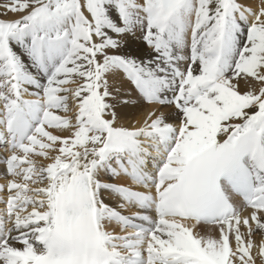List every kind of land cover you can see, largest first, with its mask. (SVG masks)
Returning a JSON list of instances; mask_svg holds the SVG:
<instances>
[{"label":"snow or ice","instance_id":"1","mask_svg":"<svg viewBox=\"0 0 264 264\" xmlns=\"http://www.w3.org/2000/svg\"><path fill=\"white\" fill-rule=\"evenodd\" d=\"M7 10L22 15L0 19V144L10 152L0 264H264L254 239L264 234V6L15 0ZM137 33L146 60L120 53ZM117 80L179 122L154 111L143 127L120 124L116 105L131 98L118 99ZM70 100L74 121L57 114ZM59 128L71 134L49 130ZM107 222L135 231L116 235ZM191 222L218 226L219 237Z\"/></svg>","mask_w":264,"mask_h":264},{"label":"bare ground","instance_id":"2","mask_svg":"<svg viewBox=\"0 0 264 264\" xmlns=\"http://www.w3.org/2000/svg\"><path fill=\"white\" fill-rule=\"evenodd\" d=\"M2 0H0V12L3 11L6 17L5 20H15L18 19L22 13H13L8 14L7 9L8 7H5L1 3ZM239 3L244 5L245 7H250L253 9H258L261 6H264V0H239ZM251 19V17H250ZM139 34V33H138ZM138 37V36H137ZM131 38V37H125L121 40L122 47L120 49V53L124 55H132L135 56L137 59H148L151 56V50L148 48V46L143 42L142 39L137 38ZM187 53V50H185V54ZM114 84L113 91L119 90L118 99L123 98H131V102L129 106L125 107L117 103V108L119 110V123L123 124L125 126H129L132 128H139L145 126L146 122H150V119L152 118L151 114L155 111L157 114H163L165 117L168 118L169 122L176 124L179 121L175 119L177 113L174 108L172 107H161L157 104H150L145 103L142 101H137L135 99V93L132 91V88L128 86L126 83H120L119 80L113 81ZM257 87L260 85L257 83ZM68 87H75V85L69 84ZM241 90H246L245 86L243 85V82H241ZM35 90L31 87L29 88V92H34ZM28 99H35L36 97L34 95H28L26 96ZM69 108L71 109L69 112L65 113L63 110H60L57 114L59 115H66L70 118L75 119V112L77 109H75L73 102L69 101ZM50 131H53L54 134L61 135L63 137L69 136L71 133L69 130L59 128V129H49ZM59 145H56V148H58ZM50 155H56L57 152L54 150H49ZM10 154L9 148L3 144H0V184H6L8 177L6 174V165L4 163V159L6 156ZM38 163L47 164L50 162V160L43 158V157H37ZM149 167L151 168L152 165L150 164ZM104 180L108 179V175L105 173L102 177ZM118 183L129 185L133 187L136 190L139 191H148V189H145L141 185H137L134 181H132L130 178L123 177L117 180ZM5 193H0V198L4 197ZM230 196L232 199V203L234 206L238 209L240 212L241 217H245L249 214L250 209L245 205V202L243 201V198L235 193L230 192ZM103 198L105 199L106 203H109L112 207H117L120 203V198L114 194H110L107 191L103 193ZM6 205L3 202V199H0V212H2L5 209ZM141 211L139 208L136 207H129L127 211L124 212L125 215L134 214ZM149 215H152L155 217L156 213L154 211L149 212ZM194 225V232L202 235V236H212V237H219V231L218 226L216 225H210L204 222H201L197 224L196 222H191ZM9 226H11L9 224ZM106 230L109 232H112L116 235H124L127 232L135 231V229L129 227L127 229L124 228V226L118 222H107L106 223ZM244 229L242 228V231ZM254 239L257 245H259L262 240H264V234L260 232L254 233ZM19 246V245H17ZM256 248L254 247L253 252L254 255L256 254ZM257 264H261L259 258L257 257Z\"/></svg>","mask_w":264,"mask_h":264},{"label":"rangeland","instance_id":"3","mask_svg":"<svg viewBox=\"0 0 264 264\" xmlns=\"http://www.w3.org/2000/svg\"><path fill=\"white\" fill-rule=\"evenodd\" d=\"M14 2H15V0H2V1H1L2 5L5 6V7L13 6V5H14ZM4 10L6 11L7 9H4ZM8 12H9V11L7 10V13H8ZM85 12H86V10H85ZM8 14H13V12H10V13H8ZM14 14H15V13H14ZM86 15H87V12H86ZM4 17H6V16H5V14L3 13V11H1V12H0V19H5ZM137 36H138V37H137ZM137 38H139V34H138V33H137L135 39L138 40ZM21 51H22V49H21Z\"/></svg>","mask_w":264,"mask_h":264}]
</instances>
